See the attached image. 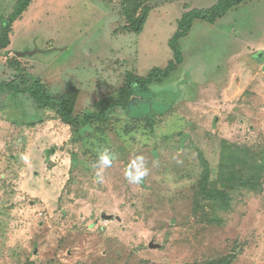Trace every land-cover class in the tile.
<instances>
[{
    "label": "rangeland",
    "instance_id": "374dc122",
    "mask_svg": "<svg viewBox=\"0 0 264 264\" xmlns=\"http://www.w3.org/2000/svg\"><path fill=\"white\" fill-rule=\"evenodd\" d=\"M18 1L0 0V33ZM218 2L155 0L135 33L121 0H33L0 50V83L75 89L76 115L99 112L129 72L169 65L185 12ZM181 46L168 78L82 135L30 93L0 91V264H264V183L228 191V209L198 193L203 158L217 178L222 141L264 145V0L195 20ZM105 149L116 158L94 183ZM137 155L149 173L130 184Z\"/></svg>",
    "mask_w": 264,
    "mask_h": 264
},
{
    "label": "trees",
    "instance_id": "16d2710c",
    "mask_svg": "<svg viewBox=\"0 0 264 264\" xmlns=\"http://www.w3.org/2000/svg\"><path fill=\"white\" fill-rule=\"evenodd\" d=\"M153 1L155 0H121L122 14L128 22L125 27L126 30L135 33L142 31L151 10L149 4ZM244 1L219 0L211 8L193 9L185 12L179 21L177 32L170 41L174 58L169 65L163 69L153 68L146 77L136 76L134 73L129 72L126 84L120 90L119 99L110 101L99 112L87 113L81 118L75 114L78 101V93L75 89L56 95L48 90L45 83L40 81L25 89H18L12 81L9 83L1 82L0 91L12 89L17 93H30L35 99L44 102L46 107L56 111L57 116L63 123L74 127L77 135H82L86 130H93V125L96 122L108 123L109 116L107 113L109 110L127 106L135 87H146L161 78H168L170 72L184 62L181 40L191 32L195 20L201 19L213 23L223 17L231 8L240 5ZM32 2L33 0H19L13 13L4 21L0 33V50L7 49L11 45L13 23L23 15ZM263 146L256 148L222 141L219 169L215 180H212L210 163L205 158L202 159L204 173L199 181V195L204 199H208L212 207L219 205L228 209L231 203L228 191L243 188L260 190L264 183ZM233 260L234 256L231 255L218 264H231Z\"/></svg>",
    "mask_w": 264,
    "mask_h": 264
},
{
    "label": "clouds",
    "instance_id": "9594fccd",
    "mask_svg": "<svg viewBox=\"0 0 264 264\" xmlns=\"http://www.w3.org/2000/svg\"><path fill=\"white\" fill-rule=\"evenodd\" d=\"M116 158L115 153L111 152L109 149H105L99 154V159L94 166L95 176L94 183L103 184L104 183V169L110 167L113 160ZM26 159V158H25ZM149 173V168L145 163V158L142 155H137L129 164L125 171V179L130 184H140L144 177Z\"/></svg>",
    "mask_w": 264,
    "mask_h": 264
},
{
    "label": "water",
    "instance_id": "95a60500",
    "mask_svg": "<svg viewBox=\"0 0 264 264\" xmlns=\"http://www.w3.org/2000/svg\"><path fill=\"white\" fill-rule=\"evenodd\" d=\"M103 217L107 218V219H112L113 215H107L106 213L103 214Z\"/></svg>",
    "mask_w": 264,
    "mask_h": 264
}]
</instances>
